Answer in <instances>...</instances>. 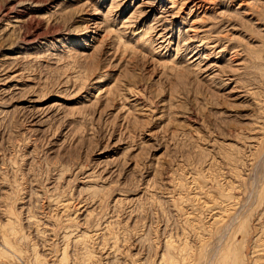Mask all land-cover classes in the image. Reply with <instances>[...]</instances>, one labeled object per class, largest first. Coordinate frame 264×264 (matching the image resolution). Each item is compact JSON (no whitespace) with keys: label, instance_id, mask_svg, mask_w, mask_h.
Instances as JSON below:
<instances>
[{"label":"rangeland","instance_id":"1","mask_svg":"<svg viewBox=\"0 0 264 264\" xmlns=\"http://www.w3.org/2000/svg\"><path fill=\"white\" fill-rule=\"evenodd\" d=\"M170 263L264 264V0H0V264Z\"/></svg>","mask_w":264,"mask_h":264},{"label":"bare ground","instance_id":"2","mask_svg":"<svg viewBox=\"0 0 264 264\" xmlns=\"http://www.w3.org/2000/svg\"><path fill=\"white\" fill-rule=\"evenodd\" d=\"M22 23V22H21ZM190 219V218H189ZM192 229H194V228H192ZM171 264V263H170Z\"/></svg>","mask_w":264,"mask_h":264}]
</instances>
